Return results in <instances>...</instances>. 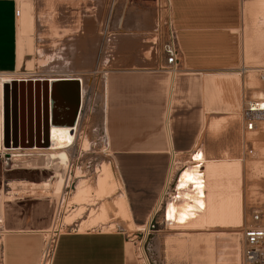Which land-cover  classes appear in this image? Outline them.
<instances>
[{"label":"rangeland","instance_id":"1","mask_svg":"<svg viewBox=\"0 0 264 264\" xmlns=\"http://www.w3.org/2000/svg\"><path fill=\"white\" fill-rule=\"evenodd\" d=\"M23 2V13L31 30L21 34H29L27 43L30 44L28 51L31 56L11 74L16 78L33 76L26 80L80 77L83 80L84 103L78 113L75 139L66 149L70 161L68 167L61 169L65 178L61 185L57 175L50 183L40 181L51 170H31L28 160L31 161L34 156L12 157L6 164V156L0 155V264H4L3 237L8 230L37 233L40 245L35 264H49L57 234L70 228L123 229L140 264H145L146 257L148 264H246L243 258V230L251 224L264 225V113L259 114L254 130H244V111L248 104L264 101V96L261 97L264 95V47L259 45L263 43L261 33L251 31L249 39L245 37L244 57L238 65L198 76L206 87L204 90L208 97V107L202 117H206L209 159L199 163L200 167L195 159L204 155L198 154L191 163L185 164L186 167L193 163L197 165L186 171L190 187L182 194L180 191V197L187 200L179 204L174 203L179 193L174 185L183 175L177 173L184 166L181 167L182 163L177 165L169 181L174 180L170 198L154 214L156 227L143 245L144 239H141L142 234L138 230L146 225L132 223L129 208H121L126 212H120V205L115 202L125 197V192L121 190V193L114 194L119 187L118 181L102 160L104 77L103 70L99 69L104 65L94 64L93 57L140 55L164 58L171 26L168 0ZM252 36L255 40L250 39ZM67 37L74 40L68 41ZM254 42L256 46L253 47ZM73 51L79 52L75 64L68 59V54ZM68 71H74L76 75L67 74ZM47 148L37 147L41 151ZM247 148H252L253 154H249ZM38 152L30 151L34 154ZM211 164L218 166L214 169ZM207 165H211L210 169ZM211 169L217 171L216 179L204 176L202 181L201 173L205 175V170ZM223 171L230 175H223ZM104 174L115 191L98 198V182ZM95 179L96 187L92 182ZM222 179L227 196L234 197L243 210V218L239 222L219 226L208 219L206 192L220 188ZM81 189H88V197L94 199V204L76 200ZM92 207H99L101 211L98 208L89 212ZM254 211L261 213L256 223L252 219ZM89 219L96 221L88 225ZM127 220L128 223L125 222Z\"/></svg>","mask_w":264,"mask_h":264},{"label":"crops","instance_id":"2","mask_svg":"<svg viewBox=\"0 0 264 264\" xmlns=\"http://www.w3.org/2000/svg\"><path fill=\"white\" fill-rule=\"evenodd\" d=\"M23 1L34 4L37 0H0L2 74L17 71L31 56L29 34L22 35L20 29ZM259 1L168 0L180 53L175 74L160 69L163 58L94 55L93 63L104 65L99 69L104 77L102 160L119 182L114 194L125 192L132 223L148 224L168 201L174 182L169 183L170 178L181 163L184 167L177 174L183 175L175 181L174 189L179 193L174 203L187 200L180 197V191L182 194L190 187L186 171L197 164L201 167L205 161L190 167L185 164L198 154L207 160L210 153L206 117H202L208 97L198 76L238 65L244 57L245 37L249 39L251 31L261 33L263 43L259 45L264 47V4L258 5ZM250 39L255 40L254 36ZM78 58L79 52L68 54L74 64ZM67 74L76 75L74 71ZM92 182L96 187L97 180ZM3 239L4 264L36 263L40 245L37 233L10 229ZM49 264L140 263L123 229L70 228L57 234Z\"/></svg>","mask_w":264,"mask_h":264},{"label":"bare ground","instance_id":"3","mask_svg":"<svg viewBox=\"0 0 264 264\" xmlns=\"http://www.w3.org/2000/svg\"><path fill=\"white\" fill-rule=\"evenodd\" d=\"M263 1L264 0H262V1L260 0L259 1L260 4H258V5H261V4L263 5L264 4V3H262ZM261 7H263V6H261ZM263 12L264 11H262V13ZM260 13L261 12H259V14ZM20 26H21V28H20L21 32H23V33H27L28 31L31 30V29H29V24L27 23V19H26L25 14L22 15V19H20ZM75 78L80 81L81 104H82V103H84L83 102L84 88H83V85L81 84V82L83 83V80L80 77H75ZM19 79L20 78L13 77L12 74H2V73L0 74V152H8V154H11V157H8V159H11L12 157H18V156L19 157H21V156H26V157L32 156L33 157L34 156V158H31L32 162L30 161V159L28 160L30 162V163H28L29 166L26 164L28 167H30L31 170H51L49 172V174L44 175V177L40 181H46V182L50 183L53 176L57 175V178L59 179V184L61 185L62 181L65 179L64 175H63L64 171L62 172L61 169L63 168V170H64L66 167H68V164L70 161L69 155H68L66 149H67V147H69L73 143V141L75 139V133L77 130L80 114H78V116L72 120H65V121L62 120L63 117H68L71 114L72 105L68 99H61V98L52 96L53 95L52 93H57L59 91L58 82L61 80H64V79L63 78L57 79V78L49 77V78H47V80L49 81L51 96H50V129H49V146H48V148L46 150L41 151V150L37 149V146L31 147L29 150L22 149L23 147H19V146L18 147H6L4 144V86L6 84L8 85V84L12 83L13 81H25V80H19ZM70 79H73V78H70ZM28 81L35 82V81H42V80H26L25 82H28ZM263 96L264 95H262L261 97L263 98ZM250 105L255 106L254 109L259 110V112H258L259 114L262 113L260 111H264V101H251ZM33 150H37L39 152L35 153V154L30 153V151H33ZM17 151H23V152L19 153ZM39 156H40V158H39ZM193 159H195V157ZM204 160L206 161V159L204 157H200L199 159H196L195 161L201 162ZM218 162H220V161H218ZM213 166L217 167L218 165L213 164L212 167ZM206 167H208V165ZM216 167L214 169H216ZM214 169L207 170V171L205 170V175H204V173H201V180L202 181L204 180V176H208L212 179H216V175L218 173ZM228 172H230V170ZM227 173L223 171V175L227 176ZM107 175H111V174L108 173ZM107 175L104 174V177L102 176V178H101L99 176L101 179L98 178L99 179V182H98L99 183V185H98L99 190L97 189L98 191H96V192H99L98 198L103 197L106 194L110 195L111 193H113L115 191L114 185H111L108 183ZM219 175H221V174H219ZM228 175H230V174L228 173ZM198 177H200V176H198ZM229 178L230 177H228L227 179H229ZM34 182H37V181H34ZM224 182H225L224 179H222L220 188H218V189L216 188L212 192L211 191L206 192V196H207L208 203H209L207 206V208L209 209L208 219L212 223H214L215 225H219V226L225 225L228 223H236V222L241 221L243 218V210L239 206V203L236 204V201H234V199H235L234 197L227 196V194H226L227 189H226ZM118 184H119V182H118ZM34 185L36 186V184H34ZM230 188H232V187H230ZM33 189H34V187H33ZM116 189H117V187H116ZM88 192H89L88 189L87 190L86 189L79 190V192L76 195V200L82 201V202L88 201V203L91 202L90 204H94L95 201L93 202L94 199H89ZM117 200H119V199H117ZM116 203L120 205V208H119L120 210H121V208L127 209L124 197L122 199H120L119 202L116 201L115 204ZM104 206L102 208L104 209L105 212H107V208ZM98 208H93V207L89 208V212L95 211L94 209L98 210ZM103 209H102V214H103ZM119 209H118V211H119ZM99 210L101 211L100 208H99ZM124 211L126 212V210H124ZM124 211L121 210L120 212L122 213ZM157 211H158V209H157ZM157 211H155V212H157ZM82 212H83V210L81 211V213ZM97 216H98V214H97ZM83 221H86V220H83ZM95 221H94V219H91L89 221L88 225L93 224V222H95ZM142 253L144 254V252H142ZM144 257H145V255H144ZM144 262H145V264H148L146 258L144 259Z\"/></svg>","mask_w":264,"mask_h":264},{"label":"water","instance_id":"4","mask_svg":"<svg viewBox=\"0 0 264 264\" xmlns=\"http://www.w3.org/2000/svg\"><path fill=\"white\" fill-rule=\"evenodd\" d=\"M59 91L52 96L68 99L71 114L78 116L81 107V85L76 78L58 82ZM49 81H13L4 86V144L6 147L31 148L49 146L50 129Z\"/></svg>","mask_w":264,"mask_h":264},{"label":"built area","instance_id":"5","mask_svg":"<svg viewBox=\"0 0 264 264\" xmlns=\"http://www.w3.org/2000/svg\"><path fill=\"white\" fill-rule=\"evenodd\" d=\"M20 10H16V15H19ZM169 41L165 47V57L163 58L161 70L175 74L180 65V53L178 50L176 42V32L173 29L172 25L169 27ZM33 76L20 77L23 79H30ZM19 82V81H18ZM255 106L248 104L247 108L244 111V130L252 131L256 127V121L260 118L259 110L254 109ZM264 113V111H260ZM249 154H253L252 148H247ZM10 153V152H9ZM1 156H6L5 163L8 164V157H11V154L8 152H0ZM156 213V212H155ZM154 213V214H155ZM261 213L259 211H254L252 213V219L256 223L260 220ZM157 221L155 215H153L146 226L142 227L138 231L142 234L144 242L148 239L151 233L156 227ZM75 230H78L76 228ZM243 258L246 264H264V225L260 224H251L246 226L243 230ZM147 262L149 263L147 257Z\"/></svg>","mask_w":264,"mask_h":264}]
</instances>
